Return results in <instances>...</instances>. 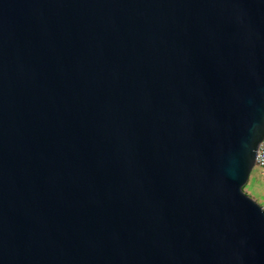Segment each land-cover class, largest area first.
Returning a JSON list of instances; mask_svg holds the SVG:
<instances>
[{
	"label": "water",
	"instance_id": "obj_1",
	"mask_svg": "<svg viewBox=\"0 0 264 264\" xmlns=\"http://www.w3.org/2000/svg\"><path fill=\"white\" fill-rule=\"evenodd\" d=\"M264 0H0V264H264Z\"/></svg>",
	"mask_w": 264,
	"mask_h": 264
},
{
	"label": "rangeland",
	"instance_id": "obj_2",
	"mask_svg": "<svg viewBox=\"0 0 264 264\" xmlns=\"http://www.w3.org/2000/svg\"><path fill=\"white\" fill-rule=\"evenodd\" d=\"M244 190L264 207V172L259 166L253 168Z\"/></svg>",
	"mask_w": 264,
	"mask_h": 264
},
{
	"label": "built area",
	"instance_id": "obj_3",
	"mask_svg": "<svg viewBox=\"0 0 264 264\" xmlns=\"http://www.w3.org/2000/svg\"><path fill=\"white\" fill-rule=\"evenodd\" d=\"M256 166H259L264 172V139L260 143L257 151Z\"/></svg>",
	"mask_w": 264,
	"mask_h": 264
}]
</instances>
